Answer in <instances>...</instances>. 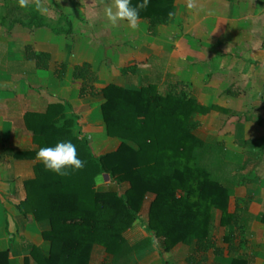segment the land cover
<instances>
[{
	"label": "crops",
	"instance_id": "crops-1",
	"mask_svg": "<svg viewBox=\"0 0 264 264\" xmlns=\"http://www.w3.org/2000/svg\"><path fill=\"white\" fill-rule=\"evenodd\" d=\"M11 1L16 2L0 0V253H9L10 264H39L31 247L47 256L51 249L44 238L50 222L19 209L27 198L25 184L36 178L41 164L27 114H45L50 105L63 103L61 124L72 121L73 134L88 137L97 156L125 143L107 133L104 95L80 98L74 73L86 63L98 73L99 89L115 84L141 91L157 80L160 90L195 98L206 112L192 115L198 127L194 134L205 143L223 144L227 162L243 168L234 204L255 216L264 213V0H175L167 23L152 26L140 19L136 29L126 21H108L113 0H26L24 7H35L50 27L21 19L9 24L11 13L4 12ZM29 46L51 55L49 69H38L28 59ZM62 64L67 71L60 78ZM22 153L35 155L19 157ZM110 183L108 175L96 179L97 187ZM149 208L150 201L142 212L145 220ZM220 215L215 235L221 241L226 230ZM251 232L241 253L252 264H264V222L254 221ZM194 254L195 247L184 244L163 254L155 242L129 264H214L212 251L203 262V256L190 261ZM112 260L103 247H94L91 264Z\"/></svg>",
	"mask_w": 264,
	"mask_h": 264
},
{
	"label": "trees",
	"instance_id": "trees-1",
	"mask_svg": "<svg viewBox=\"0 0 264 264\" xmlns=\"http://www.w3.org/2000/svg\"><path fill=\"white\" fill-rule=\"evenodd\" d=\"M131 2L138 6L144 0ZM174 3L150 0L140 10V19L151 20L152 26L167 23ZM42 19L38 15L32 22L44 26L38 24ZM27 52L38 69L50 68L51 55L38 54L31 46ZM66 71L62 64L58 77ZM98 83L92 65L75 68L74 85L80 89V98L102 94L106 99L102 111L107 133L125 142L115 152L97 156L88 137L73 134L72 121L62 125L63 103L50 105L45 114L26 116L39 149L71 140L86 161L82 170L65 176L38 164L36 178L26 182L27 198L20 211L51 224L44 233L50 254L31 247L34 259L39 264H91L92 251L100 246L113 257L111 264H129L136 253L157 242L163 254L179 244L194 246L190 261L203 256V262L212 251L214 264H252L241 250L253 236L252 223L264 222V213L255 216L248 207L234 204L237 188L243 184V168L227 162L223 144L205 143L194 134L198 127L191 117L206 110L195 98L175 89L160 90L157 80L146 83L141 91L115 84L99 89ZM100 175H108L111 183L97 187ZM148 201L145 220L142 212ZM218 213L226 230L221 241L215 235ZM0 264H10L8 252L0 253Z\"/></svg>",
	"mask_w": 264,
	"mask_h": 264
},
{
	"label": "clouds",
	"instance_id": "clouds-1",
	"mask_svg": "<svg viewBox=\"0 0 264 264\" xmlns=\"http://www.w3.org/2000/svg\"><path fill=\"white\" fill-rule=\"evenodd\" d=\"M149 2L144 0L142 4L133 6L131 0H113V5L106 10L107 19L112 25L126 21L130 28L136 29L140 10L146 8ZM20 4L21 7L26 6V0H20ZM188 7L191 9L193 4L190 2ZM36 158L45 170L58 176L68 175L86 166V161L80 158L77 146L71 140L57 142L54 146H42ZM103 178L101 176L99 179Z\"/></svg>",
	"mask_w": 264,
	"mask_h": 264
},
{
	"label": "rangeland",
	"instance_id": "rangeland-1",
	"mask_svg": "<svg viewBox=\"0 0 264 264\" xmlns=\"http://www.w3.org/2000/svg\"><path fill=\"white\" fill-rule=\"evenodd\" d=\"M11 13V16L8 18V16H6V21L9 24H12L14 20L16 19H21L23 21H33L36 20L39 12L38 10L35 9V7H21L20 2H18V0H16V2L11 1L8 5L7 10L4 12L5 15L6 13ZM38 24L50 27L52 22L47 20V19H42L41 21H39Z\"/></svg>",
	"mask_w": 264,
	"mask_h": 264
}]
</instances>
